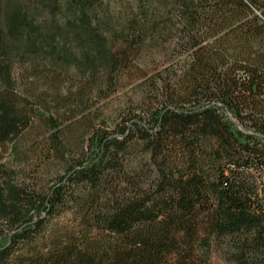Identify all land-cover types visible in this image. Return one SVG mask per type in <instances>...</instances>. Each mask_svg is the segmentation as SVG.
<instances>
[{
  "label": "trees",
  "instance_id": "16d2710c",
  "mask_svg": "<svg viewBox=\"0 0 264 264\" xmlns=\"http://www.w3.org/2000/svg\"><path fill=\"white\" fill-rule=\"evenodd\" d=\"M0 264H264V0H0Z\"/></svg>",
  "mask_w": 264,
  "mask_h": 264
},
{
  "label": "rangeland",
  "instance_id": "374dc122",
  "mask_svg": "<svg viewBox=\"0 0 264 264\" xmlns=\"http://www.w3.org/2000/svg\"><path fill=\"white\" fill-rule=\"evenodd\" d=\"M131 91L130 88L125 89L115 95L109 102H107L106 107V115L109 116L111 121H113L117 117V113L119 112V109L123 108L125 105H127V102L129 101V98L131 97Z\"/></svg>",
  "mask_w": 264,
  "mask_h": 264
}]
</instances>
